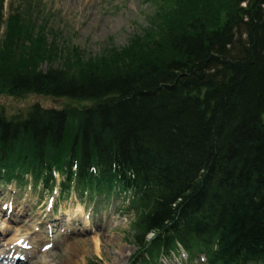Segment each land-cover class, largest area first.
Masks as SVG:
<instances>
[{
	"label": "trees",
	"instance_id": "16d2710c",
	"mask_svg": "<svg viewBox=\"0 0 264 264\" xmlns=\"http://www.w3.org/2000/svg\"><path fill=\"white\" fill-rule=\"evenodd\" d=\"M18 1L0 0V96L86 104L0 109V185L122 200L127 264L179 247L187 264H264V0H151L99 56L62 48Z\"/></svg>",
	"mask_w": 264,
	"mask_h": 264
},
{
	"label": "rangeland",
	"instance_id": "374dc122",
	"mask_svg": "<svg viewBox=\"0 0 264 264\" xmlns=\"http://www.w3.org/2000/svg\"><path fill=\"white\" fill-rule=\"evenodd\" d=\"M35 1L42 13L39 22L46 21L50 29L60 33L59 45L78 47L86 56H99L113 47H124L154 13L151 0ZM19 3L6 0V10L10 4L15 7ZM36 103L43 108L86 104L36 95L22 100L0 96V109L7 116L23 114ZM81 203L75 196L68 199L57 194L49 196L39 187L30 191L14 184L0 185V243L5 244L3 241L13 239V235L14 239L26 238L29 232L25 229L34 226L43 238L53 241L41 252L35 250V261L44 255L52 264H67V260L70 264H90L95 260L100 264H127L136 249L130 237L131 215L122 213V200L100 202L97 208L85 201ZM67 242L75 244L73 252L65 251ZM162 263L179 264L180 260Z\"/></svg>",
	"mask_w": 264,
	"mask_h": 264
},
{
	"label": "bare ground",
	"instance_id": "6f19581e",
	"mask_svg": "<svg viewBox=\"0 0 264 264\" xmlns=\"http://www.w3.org/2000/svg\"><path fill=\"white\" fill-rule=\"evenodd\" d=\"M25 230L26 233L29 232L26 238L14 239L15 237L13 235V239L3 241L6 242L5 244L0 243V264H52L51 262L53 261L47 260L43 257L44 255H41L42 258L39 259V261H35L34 258L36 256L35 250L41 252L47 245H52L53 241L51 243L47 237L43 238L41 234L36 231L34 226H29V228H26ZM16 233H18V230ZM74 247V243L67 242L64 248L67 253H70L74 251ZM67 264H70L68 260Z\"/></svg>",
	"mask_w": 264,
	"mask_h": 264
}]
</instances>
